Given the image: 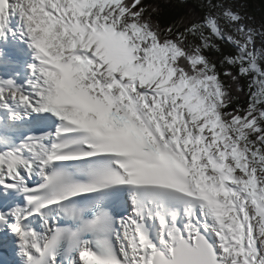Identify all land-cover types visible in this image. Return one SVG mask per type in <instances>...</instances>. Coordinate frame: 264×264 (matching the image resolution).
I'll use <instances>...</instances> for the list:
<instances>
[{
  "label": "snow or ice",
  "instance_id": "snow-or-ice-1",
  "mask_svg": "<svg viewBox=\"0 0 264 264\" xmlns=\"http://www.w3.org/2000/svg\"><path fill=\"white\" fill-rule=\"evenodd\" d=\"M236 3L0 0L15 264H264V17Z\"/></svg>",
  "mask_w": 264,
  "mask_h": 264
},
{
  "label": "trees",
  "instance_id": "trees-1",
  "mask_svg": "<svg viewBox=\"0 0 264 264\" xmlns=\"http://www.w3.org/2000/svg\"><path fill=\"white\" fill-rule=\"evenodd\" d=\"M249 5H250V10L257 14V11H258V8H256V6L259 7L260 11L262 12V16L264 17V3L261 2V0H246ZM146 3H153V4H159L161 5V8H162V13L164 15H168V11L167 9L164 7L165 3L166 2H171V0H145ZM193 8V4L192 3H189L187 5V9H192ZM199 15V13H197V16Z\"/></svg>",
  "mask_w": 264,
  "mask_h": 264
},
{
  "label": "rangeland",
  "instance_id": "rangeland-1",
  "mask_svg": "<svg viewBox=\"0 0 264 264\" xmlns=\"http://www.w3.org/2000/svg\"><path fill=\"white\" fill-rule=\"evenodd\" d=\"M241 3H243V4H245L246 6H247V12L246 13H244V14H246L247 16H255V19H256V22H257V25H259V23H260V21H261V18L263 17L262 16V12L260 11V9H259V7L258 6H256V8H258V11H257V14H255V13H253L251 10H250V5H249V3L246 1V0H237V3H236V5L233 7V10L234 11H241L242 13H243V10L240 8V4ZM245 23H251V21L250 20H245Z\"/></svg>",
  "mask_w": 264,
  "mask_h": 264
}]
</instances>
